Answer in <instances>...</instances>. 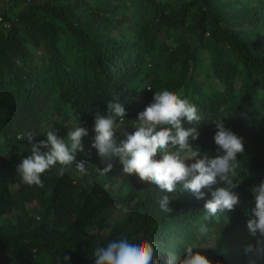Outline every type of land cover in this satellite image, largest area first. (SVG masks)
I'll list each match as a JSON object with an SVG mask.
<instances>
[{
    "label": "trees",
    "instance_id": "obj_1",
    "mask_svg": "<svg viewBox=\"0 0 264 264\" xmlns=\"http://www.w3.org/2000/svg\"><path fill=\"white\" fill-rule=\"evenodd\" d=\"M21 3L27 4L12 17L3 8ZM0 13L10 20L0 29V213L16 212L12 224L0 227V264H58L59 256V264L64 256L69 264H95L96 247L130 238L133 229L151 238L161 264L206 235L215 237L203 253L212 264H230L224 255L243 239L255 250L264 246L247 228L251 188L264 180V0H0ZM162 90L197 105L202 120L184 127L197 128L191 143L201 153L217 155V120L243 138L230 189L239 197L234 210L207 219L208 189L203 199L182 184L168 193L125 174L118 157L100 175L97 167L106 165L84 138L76 162L88 161L87 174L74 162L59 176L57 164L42 174L43 187L22 182L16 169L31 155L28 133L37 143L57 129L67 141L68 128L106 115L117 96L132 133L133 120ZM219 187L228 185L212 190ZM164 195L170 213L159 206ZM121 205L122 220L100 228L102 213ZM201 225L209 232L201 233ZM254 251L236 264H255Z\"/></svg>",
    "mask_w": 264,
    "mask_h": 264
},
{
    "label": "clouds",
    "instance_id": "obj_2",
    "mask_svg": "<svg viewBox=\"0 0 264 264\" xmlns=\"http://www.w3.org/2000/svg\"><path fill=\"white\" fill-rule=\"evenodd\" d=\"M107 108L106 115L95 114L92 129L95 135L91 147L97 150L101 163L106 165L103 169L97 167L100 175L109 173L113 168V158L118 157L125 174H136L141 181L153 183L168 193L175 192L177 185L182 184L183 190L203 199L205 192L202 189H208L212 198L204 204L207 219L225 210L232 211L239 204L238 195L230 189L236 187L232 180L239 166L238 156L244 153L243 138L226 128L222 119L215 121L217 155L211 157L191 143L198 139L197 128L184 127V121L192 125L195 122L196 125L202 120L197 105L186 96L181 97L169 90L154 92L152 101L138 114L136 130L132 133L123 127L126 111L119 102V96L109 101ZM68 129L67 141L59 136L57 129L49 130L46 139L37 143H32L34 133L27 134L31 155L22 159L16 169L24 184L43 187L42 174L57 164L60 165L57 170L59 176H63L65 168L74 162L81 174H87L88 161L76 162V155L84 152L82 138L88 136V129L80 123ZM118 131L123 139L117 136ZM18 139H24V136ZM191 160L195 162L187 163ZM218 182H224L228 187L213 191ZM251 193L254 206L249 211L251 218L247 221V228L251 235L258 234L264 241V180L254 185ZM169 202L167 195L159 201L160 208L166 213L171 212ZM200 231L207 233L209 229L201 225ZM204 249L206 246L200 243L187 245L179 264H212L203 254ZM254 250L251 244L245 248V252ZM160 253L150 237L133 229L130 238L123 237L110 241L106 246L96 247L94 260L95 264H161ZM176 259L175 254H169L167 264H173ZM59 261L60 256L57 257L58 264ZM63 261L69 264L70 257L64 256Z\"/></svg>",
    "mask_w": 264,
    "mask_h": 264
},
{
    "label": "rangeland",
    "instance_id": "obj_3",
    "mask_svg": "<svg viewBox=\"0 0 264 264\" xmlns=\"http://www.w3.org/2000/svg\"><path fill=\"white\" fill-rule=\"evenodd\" d=\"M32 1L36 2V1H41V0H30V2H32ZM25 4H27V3H21V4H19V6L15 7V8H9L8 4H4L3 8L12 17V13L14 11H16L17 8L24 7ZM39 16L43 17V18L50 19V20H52L54 22H58L59 23V21L56 18H54L52 16H49V15H46L43 12H39ZM145 89H147V88H145ZM146 91H149V90H146ZM137 120L138 119L133 120L134 125L137 123L136 122ZM117 123L119 125V119L117 120ZM80 126L86 127L88 129V132H89L88 136L83 137V138L86 139L87 141H89L92 144L93 138H94V135H95V133L92 131L93 126H94V121L90 122V123H87V124H81ZM123 127H124V125H123ZM117 136L119 138L122 136L119 131L117 132ZM11 155H13V154H11ZM16 159H17V155H13V156L10 157L9 161L10 162H16ZM193 162H195V161L191 160V161H188L187 163L190 164V163H193ZM26 206H27V208H28V210L30 212H33L32 209L35 207L34 203L28 204ZM15 213L16 212L14 210H12L9 214L0 213V227L9 226L10 224H12L13 223V217H14ZM124 215H126V210H125V206H123V205H121V206H119L117 208L107 209L105 212L102 213L101 223H100L99 226H100V228L107 229V228L111 227L113 224H116V223L120 222L122 220V218L124 217ZM85 228L87 230L88 229L92 230L94 227L93 228L92 227L88 228V226L85 225ZM214 241H215V237H212V235L211 236L210 235H206L205 240H203V242L200 243V244H203V245L206 246V249L202 250L203 253H205V251L209 253V251L212 249V247L214 245ZM246 246H247V244H246V240L245 239H243L240 242L234 244V246L232 248L233 250L231 252H229V253L224 255L225 261L227 263H230V264H233V263L236 264L239 261L240 255L247 253V252H245ZM184 255H185V250H184V252H183V254L181 256H179L176 260L173 261V264H179V259L183 258ZM168 259H169V257H168ZM252 260H255V264H264V246L259 247L257 250H255L253 252ZM251 264H254V263L251 261Z\"/></svg>",
    "mask_w": 264,
    "mask_h": 264
},
{
    "label": "built area",
    "instance_id": "obj_4",
    "mask_svg": "<svg viewBox=\"0 0 264 264\" xmlns=\"http://www.w3.org/2000/svg\"><path fill=\"white\" fill-rule=\"evenodd\" d=\"M25 2H29L30 0H24ZM10 26V20L5 19L0 13V29H7Z\"/></svg>",
    "mask_w": 264,
    "mask_h": 264
}]
</instances>
